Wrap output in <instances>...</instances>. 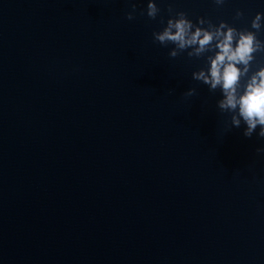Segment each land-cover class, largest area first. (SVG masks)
<instances>
[{
  "label": "water",
  "instance_id": "water-1",
  "mask_svg": "<svg viewBox=\"0 0 264 264\" xmlns=\"http://www.w3.org/2000/svg\"><path fill=\"white\" fill-rule=\"evenodd\" d=\"M148 3L0 0V264H264L259 126L194 79L215 48L153 35L184 12L264 41V0Z\"/></svg>",
  "mask_w": 264,
  "mask_h": 264
},
{
  "label": "clouds",
  "instance_id": "clouds-1",
  "mask_svg": "<svg viewBox=\"0 0 264 264\" xmlns=\"http://www.w3.org/2000/svg\"><path fill=\"white\" fill-rule=\"evenodd\" d=\"M223 0H217L222 3ZM135 9V4L132 5ZM160 9L155 0H149L147 15L156 18ZM171 11V8H170ZM242 15L238 12L237 16ZM133 18V13H128V19ZM264 12H258L252 20V28L259 30ZM205 23L203 17L198 25ZM184 12L167 20L162 31L155 32L154 39L161 44L172 43L176 46L170 56L178 55L177 49H194L188 55L199 56L210 47L216 49L215 55L210 56V67L206 71L194 73V79L201 80L209 85L210 90L220 89L222 98L218 106L222 111L233 113L232 125L240 127L245 124V137H252L259 126V137L264 138V66L259 67L249 76L255 53L264 51V41L260 40L257 33L250 30H240L229 26L227 21H221L218 28L209 30L195 26ZM226 29V31H225ZM215 41V43H213ZM247 77L246 83H242ZM190 89L187 95H193ZM264 151V149H258Z\"/></svg>",
  "mask_w": 264,
  "mask_h": 264
}]
</instances>
